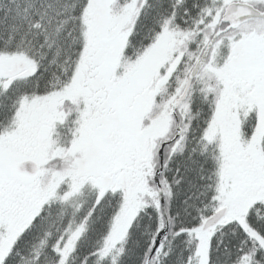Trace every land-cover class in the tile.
I'll use <instances>...</instances> for the list:
<instances>
[{
    "label": "snow or ice",
    "instance_id": "snow-or-ice-1",
    "mask_svg": "<svg viewBox=\"0 0 264 264\" xmlns=\"http://www.w3.org/2000/svg\"><path fill=\"white\" fill-rule=\"evenodd\" d=\"M0 264H264V0H0Z\"/></svg>",
    "mask_w": 264,
    "mask_h": 264
}]
</instances>
